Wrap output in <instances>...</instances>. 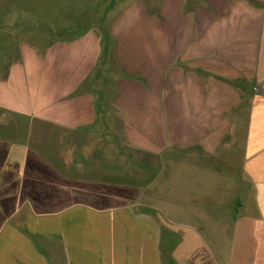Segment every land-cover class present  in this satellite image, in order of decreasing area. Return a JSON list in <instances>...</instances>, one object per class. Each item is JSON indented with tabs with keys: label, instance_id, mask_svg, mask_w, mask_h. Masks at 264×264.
Returning a JSON list of instances; mask_svg holds the SVG:
<instances>
[{
	"label": "crops",
	"instance_id": "0c3cea01",
	"mask_svg": "<svg viewBox=\"0 0 264 264\" xmlns=\"http://www.w3.org/2000/svg\"><path fill=\"white\" fill-rule=\"evenodd\" d=\"M115 7L0 0V264H264V0Z\"/></svg>",
	"mask_w": 264,
	"mask_h": 264
},
{
	"label": "rangeland",
	"instance_id": "374dc122",
	"mask_svg": "<svg viewBox=\"0 0 264 264\" xmlns=\"http://www.w3.org/2000/svg\"><path fill=\"white\" fill-rule=\"evenodd\" d=\"M68 1L71 5L64 6L63 11L66 15H69V19L67 21H63L56 15L57 10L61 8L59 4H65ZM92 0H38V9L41 10L42 13L49 16V23H40L42 25H59L63 26V24H67V27L70 26V34L71 35H78L90 26H98V28H103V19L107 17V14L110 12H114L117 7V3L122 0H97L96 4H91ZM124 1V0H123ZM91 19V21H88ZM101 19V23L96 22L94 20ZM65 33V31H64ZM47 40H57L56 38H49ZM13 43V41H12ZM106 62L113 64L111 55L109 57H102L100 60V69L96 71L97 74L102 75L101 73L104 72L103 67ZM109 82V81H108ZM107 82V83H108Z\"/></svg>",
	"mask_w": 264,
	"mask_h": 264
},
{
	"label": "trees",
	"instance_id": "16d2710c",
	"mask_svg": "<svg viewBox=\"0 0 264 264\" xmlns=\"http://www.w3.org/2000/svg\"><path fill=\"white\" fill-rule=\"evenodd\" d=\"M99 23H101V22H99Z\"/></svg>",
	"mask_w": 264,
	"mask_h": 264
}]
</instances>
